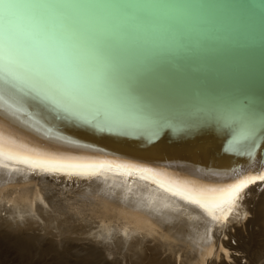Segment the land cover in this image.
I'll use <instances>...</instances> for the list:
<instances>
[{
	"label": "water",
	"instance_id": "1",
	"mask_svg": "<svg viewBox=\"0 0 264 264\" xmlns=\"http://www.w3.org/2000/svg\"><path fill=\"white\" fill-rule=\"evenodd\" d=\"M12 32L21 45L48 35L82 49L84 80L59 98L79 117L0 101V115L34 133L137 161L209 148L233 169L264 151V0H0V41Z\"/></svg>",
	"mask_w": 264,
	"mask_h": 264
},
{
	"label": "rangeland",
	"instance_id": "2",
	"mask_svg": "<svg viewBox=\"0 0 264 264\" xmlns=\"http://www.w3.org/2000/svg\"><path fill=\"white\" fill-rule=\"evenodd\" d=\"M15 189L0 187V264H264L260 200L248 201V217L229 232L225 228L223 236L191 241L111 198L87 195L79 200L46 183L33 191L49 207L35 200L32 191L9 203ZM64 198L72 201L61 209L58 200Z\"/></svg>",
	"mask_w": 264,
	"mask_h": 264
},
{
	"label": "bare ground",
	"instance_id": "3",
	"mask_svg": "<svg viewBox=\"0 0 264 264\" xmlns=\"http://www.w3.org/2000/svg\"><path fill=\"white\" fill-rule=\"evenodd\" d=\"M16 121L0 115V137L11 151L33 155L41 153L71 158L81 163H103L105 166L95 176H81L33 171L28 165L3 161L0 163V187L16 188L7 198L9 203L15 202L20 194L23 196L31 191L34 193L32 197L39 201L40 192L33 190L39 189V185L46 186L47 183L54 191H68L69 196L79 200L87 195L111 198L117 206L140 214L163 228L170 226L179 230L180 235L187 234L191 241L197 236H206L212 240L225 228L229 232V227L248 217V201L256 203L260 200L264 209V181H257L244 189L231 212H228L227 205L216 209L217 216L228 213L227 220H214L203 208L180 194V190L192 189L213 195L212 189L219 190L247 176L264 173V151L260 152L259 149L251 155L249 152L238 169L231 168L232 164L220 163L221 159L229 157L226 154L202 147L200 149L205 150H189L188 156L153 154L150 157L140 156L143 161H137L136 157L127 156L124 152L111 153L93 148L72 147L51 136L43 137L34 133ZM192 161L205 163L201 166ZM140 168L152 171L141 172L137 170ZM235 170L236 173L230 175ZM41 200L43 202L39 203L48 206L47 199ZM69 201L72 200H58V205L64 209ZM166 230L170 229L167 227Z\"/></svg>",
	"mask_w": 264,
	"mask_h": 264
},
{
	"label": "snow or ice",
	"instance_id": "4",
	"mask_svg": "<svg viewBox=\"0 0 264 264\" xmlns=\"http://www.w3.org/2000/svg\"><path fill=\"white\" fill-rule=\"evenodd\" d=\"M89 45V44H88ZM96 50L103 49L89 45ZM81 45L71 42L70 38L42 35L23 45L16 40L15 33H6L0 41V101H4L16 112L27 115V105L33 103L37 114L44 109L43 118H48V113L56 119H70L79 117V113L71 107L59 103V98L66 94L68 88L81 86L85 72L81 69ZM19 81L30 85L28 91L19 87ZM38 83L39 87L31 86ZM7 97V99H5ZM250 128L249 136L256 130V117L253 109L249 107L241 115ZM15 161L28 165L33 171L45 173H65L67 175L95 176L105 165L88 164L75 161L71 158L56 157L41 153L24 154L14 152L5 146L0 137V163ZM7 167V164H4ZM141 172H151V169L140 168ZM257 181H264V173L250 175L238 180L222 189H212L213 195L204 191L192 189L180 190L185 199L203 208L214 220H227L228 213L222 216L215 215L216 209L223 205L228 206V212L236 206L241 192Z\"/></svg>",
	"mask_w": 264,
	"mask_h": 264
}]
</instances>
